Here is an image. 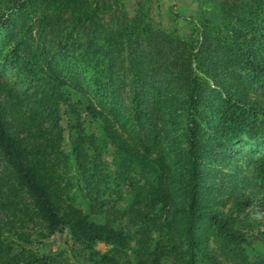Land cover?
I'll list each match as a JSON object with an SVG mask.
<instances>
[{"label": "trees", "instance_id": "obj_1", "mask_svg": "<svg viewBox=\"0 0 264 264\" xmlns=\"http://www.w3.org/2000/svg\"><path fill=\"white\" fill-rule=\"evenodd\" d=\"M153 1L0 0V264H264V0Z\"/></svg>", "mask_w": 264, "mask_h": 264}, {"label": "rangeland", "instance_id": "obj_2", "mask_svg": "<svg viewBox=\"0 0 264 264\" xmlns=\"http://www.w3.org/2000/svg\"><path fill=\"white\" fill-rule=\"evenodd\" d=\"M135 1L140 0H124V2L131 6L132 9L135 6ZM157 1V2H156ZM152 3V9L149 10V14L155 18L156 21L160 22V30H164L168 33H173L175 35L181 36L185 38L189 33H192L193 25H197L199 31L203 28L200 22L202 16L209 21H212V17L214 13V7H216V2L218 0H156ZM258 2H262L263 0ZM157 10V11H155ZM223 28H218L217 30L222 34H226ZM197 31V33L199 32ZM216 31V30H215ZM219 32L214 33V29H211V44H214L219 38ZM33 35L36 34V30L34 29L32 32ZM194 36V34H193ZM224 36V35H222ZM199 38V36H198ZM208 49L214 50L213 52H218L216 49L208 47ZM1 67H5L6 64L4 62L0 63ZM7 74H9L12 81L18 83L19 79L14 74L11 66H8ZM20 86V85H19ZM175 135L176 132L172 131ZM243 148V145H239ZM250 147V146H249ZM246 148V151H251L250 148ZM2 163H0V171L2 170ZM60 245L59 240L56 241H47L44 243L45 250H52ZM94 249L99 253H105L109 251L110 245L105 244L103 242H98L94 245Z\"/></svg>", "mask_w": 264, "mask_h": 264}]
</instances>
